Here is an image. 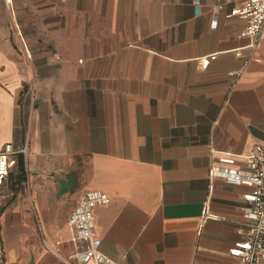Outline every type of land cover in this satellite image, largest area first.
I'll list each match as a JSON object with an SVG mask.
<instances>
[{
    "label": "crops",
    "instance_id": "1",
    "mask_svg": "<svg viewBox=\"0 0 264 264\" xmlns=\"http://www.w3.org/2000/svg\"><path fill=\"white\" fill-rule=\"evenodd\" d=\"M242 1L0 0V149L27 143L0 264H63L95 188L111 197L95 207L100 248L119 264H238L247 187L209 170L213 148L245 167L264 145V30L241 35Z\"/></svg>",
    "mask_w": 264,
    "mask_h": 264
},
{
    "label": "built area",
    "instance_id": "2",
    "mask_svg": "<svg viewBox=\"0 0 264 264\" xmlns=\"http://www.w3.org/2000/svg\"><path fill=\"white\" fill-rule=\"evenodd\" d=\"M231 15H239L246 20L241 35H249L255 39L260 37L264 30V0H243L232 9ZM216 58L217 53L202 56L201 67L207 68ZM241 72L242 69H238L230 73L239 75ZM20 154L26 157L27 143L16 147L7 142L0 149V207L9 196L6 184ZM211 155V185L214 179L222 178L227 183L247 187L242 195L245 205L240 232L243 237L233 243L229 252L238 259V264H264V145L254 144L252 152L246 157L245 167L234 166L236 157L233 153L223 152L216 155V149L213 148ZM110 201V195L102 189H87L80 195L68 219L75 248L63 257V264H119L101 250L102 238L95 230V207ZM208 211L206 207L203 218L209 215Z\"/></svg>",
    "mask_w": 264,
    "mask_h": 264
},
{
    "label": "trees",
    "instance_id": "3",
    "mask_svg": "<svg viewBox=\"0 0 264 264\" xmlns=\"http://www.w3.org/2000/svg\"><path fill=\"white\" fill-rule=\"evenodd\" d=\"M17 166H18V176L20 178H25L26 176V166H25V158L23 154H20L18 156V161H17Z\"/></svg>",
    "mask_w": 264,
    "mask_h": 264
},
{
    "label": "rangeland",
    "instance_id": "4",
    "mask_svg": "<svg viewBox=\"0 0 264 264\" xmlns=\"http://www.w3.org/2000/svg\"><path fill=\"white\" fill-rule=\"evenodd\" d=\"M14 170L17 171V172L19 171L18 167L16 165L14 166Z\"/></svg>",
    "mask_w": 264,
    "mask_h": 264
}]
</instances>
